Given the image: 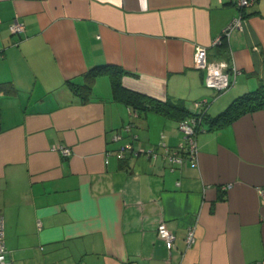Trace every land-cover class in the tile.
Instances as JSON below:
<instances>
[{
	"label": "crops",
	"instance_id": "1",
	"mask_svg": "<svg viewBox=\"0 0 264 264\" xmlns=\"http://www.w3.org/2000/svg\"><path fill=\"white\" fill-rule=\"evenodd\" d=\"M238 12L230 0H0L5 264H264V109L217 120L264 83V0L243 10L225 50L212 44ZM197 46L237 68L227 88L206 85ZM102 66L189 112L210 101L195 164L162 157L182 140L179 117L115 99L107 73L86 101L68 87ZM127 122L138 153L120 158L125 140L112 138ZM160 223L175 235L171 250Z\"/></svg>",
	"mask_w": 264,
	"mask_h": 264
},
{
	"label": "built area",
	"instance_id": "2",
	"mask_svg": "<svg viewBox=\"0 0 264 264\" xmlns=\"http://www.w3.org/2000/svg\"><path fill=\"white\" fill-rule=\"evenodd\" d=\"M256 0H230V2L239 10L238 14L231 18V20L224 26L218 36L212 41L213 45H218L223 39H229L231 33L235 30H240L242 27L243 10L252 4ZM9 29L12 33H20L24 29L22 22L17 20L13 21ZM194 65L198 68L206 69V85L210 88H215L217 91L227 88L233 81L237 68L233 65H228L226 62L213 63L207 59V51L204 46H197L193 55ZM226 69H228L226 71ZM210 101L208 99H200L193 103L190 115L179 120L177 128L182 134V140L174 149L167 148L164 144V153L162 157L168 162V164H180L184 165L187 159H190L192 164L197 161L198 147L196 136L202 129L203 119L207 113V109ZM127 138H124V135ZM135 134L132 133V124L130 122L125 123L122 128L113 134V140H125L116 150L117 155L120 158H126L138 153V149L134 146ZM60 152L63 156L70 154V148L66 146H60ZM147 155L155 158L157 152L154 150H147ZM179 184V182H177ZM230 186V184H228ZM157 235L161 238L167 247L171 250L175 247V235L172 231L167 229L162 223L158 225ZM195 241V226H191L187 229L184 237L185 248H189ZM6 249L4 241V219L0 214V264H5Z\"/></svg>",
	"mask_w": 264,
	"mask_h": 264
},
{
	"label": "trees",
	"instance_id": "3",
	"mask_svg": "<svg viewBox=\"0 0 264 264\" xmlns=\"http://www.w3.org/2000/svg\"><path fill=\"white\" fill-rule=\"evenodd\" d=\"M225 39L221 41L219 46V50H225ZM103 73H107L110 78L112 94L115 99L121 100L126 104L137 108L138 110H145L146 108H152L154 110L163 111L165 114H171L175 117H179V120L190 115V112L183 109L182 103H167L160 102L148 96L146 94L133 91L122 86L121 76L127 71L118 68H112L109 66L97 67L89 70L84 74V83H76L68 80L66 83L68 87L78 95L81 101L88 100L93 81L95 78ZM3 90V83H0V91ZM258 109H264V83H260L254 90L243 93L232 100L226 112L220 114L217 117V120L221 123V121H229V116L231 117L235 114L242 113L244 111H253ZM182 111V113L180 112ZM182 115V116H181ZM207 119V113L203 119L204 121Z\"/></svg>",
	"mask_w": 264,
	"mask_h": 264
}]
</instances>
